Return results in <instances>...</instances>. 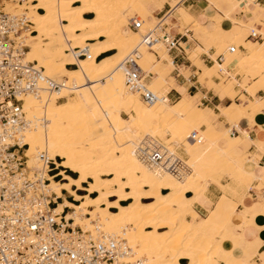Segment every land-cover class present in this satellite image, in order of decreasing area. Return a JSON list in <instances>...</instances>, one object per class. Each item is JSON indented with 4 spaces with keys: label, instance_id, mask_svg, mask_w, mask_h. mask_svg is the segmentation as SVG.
<instances>
[{
    "label": "bare ground",
    "instance_id": "obj_1",
    "mask_svg": "<svg viewBox=\"0 0 264 264\" xmlns=\"http://www.w3.org/2000/svg\"><path fill=\"white\" fill-rule=\"evenodd\" d=\"M154 1L25 0L23 4H13L12 9L17 12L26 11L31 24L28 30L32 34L23 35L24 60L36 63L40 72L59 86L57 91L41 87L37 95L28 93L21 97L22 112L28 122L19 134L20 144L25 146L23 156L31 164L26 151L36 152L33 169L44 180L43 194L48 196L50 186L55 189L57 197L50 201L54 204L52 215L57 216L54 222L64 220L74 232L77 228L91 236L121 238L129 249L126 261L130 264H256L237 255L236 250L242 255L246 251L238 248L243 238L229 223L236 204L228 194L236 198L237 189L248 190L254 181V190H264V175L258 177L246 170L247 160L252 159L240 148L243 140L260 150L263 143L249 141L244 134L242 140H237L232 131L242 132L237 127L240 119L253 123L254 116L264 109V97L254 96V89L242 88L251 100L240 93L239 104L219 109L231 129L212 117L208 109L200 108L197 96L190 98L179 90L181 99L171 104L167 91L173 88L170 72L174 66L167 54L162 57L166 66L160 62L153 65L148 50L155 44L146 46L141 34L156 25L150 28L154 22L148 24L146 20L152 16L147 5ZM241 3L243 0L210 2L219 12L212 17L216 31L199 25L187 11H176L179 27L194 23L195 32L200 30L202 35L188 54V60L196 67L197 80L215 88L220 95L231 92L232 97L236 93L230 86L217 87L223 82L237 85L230 68H243L252 74L264 70V42L242 40V32L259 20L242 22L230 17L233 10L245 7ZM177 6L178 1L170 8L174 11ZM128 8L141 14L142 20L127 18L124 12ZM259 9L264 11V7ZM169 16L171 19L164 22L171 30L177 25L172 14ZM130 20L141 21V29L130 28L134 32L127 33ZM228 34L236 35L232 46L241 45L245 53H225L222 64H218V52H214L209 57L214 65H203L198 56L208 48L227 50L231 46L225 42ZM157 47L164 48L161 43ZM74 52L84 57L76 59ZM133 52L138 54L136 64L141 76L151 79L146 85L156 95V101L143 102L137 93L125 87L121 65ZM229 57L233 59L228 60ZM260 75L263 76L256 82L264 90V73ZM212 78H217L218 83ZM51 99L64 101L55 105ZM122 112L126 117L121 116ZM178 147L186 159L178 155ZM153 148L165 153L166 159L176 158L178 173L151 168L143 151ZM41 153L51 154L52 160L46 157L55 165L52 171L41 170ZM61 168L76 174V178L63 173ZM56 170L63 185L43 176ZM222 176H231V184L223 185ZM208 185L217 187L222 195L201 217L192 206L210 204L204 196ZM63 191L78 204L69 202ZM259 200L263 198L259 196ZM237 201L240 203V198ZM64 208L66 216L61 214H65ZM252 221L243 220L241 228L249 227ZM259 260L264 264L262 256Z\"/></svg>",
    "mask_w": 264,
    "mask_h": 264
},
{
    "label": "built area",
    "instance_id": "obj_2",
    "mask_svg": "<svg viewBox=\"0 0 264 264\" xmlns=\"http://www.w3.org/2000/svg\"><path fill=\"white\" fill-rule=\"evenodd\" d=\"M183 2L178 0V5ZM172 12L167 5L166 11L156 18V25L141 33L146 46L161 43L167 53L182 51L164 22L166 18L171 19ZM30 25L25 11L9 13L0 9V264H130L126 261L129 249L121 238L91 236L77 228L74 232L66 221L54 222L53 218L57 217L51 211L54 204L43 194L42 180L28 176L23 156L25 146L19 139V134L28 127L21 97L28 93L37 95L41 87L46 91L59 89L35 64L24 60L23 34H32L28 30ZM141 25V21H131L128 27L136 31ZM247 37L260 44L264 42V36L253 30ZM235 51L231 45L218 54L215 61L222 64L223 53L231 55ZM73 54L76 59L84 57L80 56L82 53ZM136 59L138 54L133 52L122 62L125 87L145 102L156 101V95L148 90L147 80L141 76ZM143 152L154 170L178 173L176 158L166 159L165 153L157 148ZM38 159L48 171L55 168L44 154Z\"/></svg>",
    "mask_w": 264,
    "mask_h": 264
},
{
    "label": "crops",
    "instance_id": "obj_3",
    "mask_svg": "<svg viewBox=\"0 0 264 264\" xmlns=\"http://www.w3.org/2000/svg\"><path fill=\"white\" fill-rule=\"evenodd\" d=\"M171 1L172 0H166L164 2L163 0H155L153 4L151 3L147 5V10L152 14L154 18H157L161 13L166 11L167 5L169 6ZM214 1L216 3L218 0H213V2ZM210 2L211 0H184V2L178 5L177 8L172 12V17L176 22L175 24L177 26L179 24L178 22L179 16L176 11L184 10V11H187V13L199 25L208 27L209 30L213 31L215 27L213 26L212 17L214 16V14H218L219 12L216 10L215 7L210 6ZM241 4H244V5L246 4V5L241 10L239 9L233 10L230 13V17L238 21H242V22H245L247 20L255 21L256 19H258L259 20L258 24L254 23V29H256L262 36H264V11L261 12L259 9V8L264 7V0H248V1L243 0V3ZM160 6L161 8L158 9V7ZM258 15L259 17H257ZM84 17L88 18L89 16H84ZM146 20H151V19L147 17ZM147 23L150 24L152 23V21H149V22L147 21ZM177 26L172 27V29L170 30V34L175 39H177V43L181 46L182 51L180 53L174 52V51L167 53L165 49L161 47H154L153 49L148 50V53H150L152 58L153 57L155 58V61L152 60L151 62L153 65H156L157 62H160L162 66H166L167 61L163 60L162 57L165 54H167L172 62V65L174 66V68L170 72V76H172V78L174 79L173 88H170L167 91V98L170 101V103L171 102L175 103L179 101L181 99V94L179 90H182L183 92H185L187 95H189L190 98H193V97L195 98L197 96L198 106L208 109L212 117H216L218 121L223 122L225 124L226 119L224 118V116L221 115L219 109L223 107L224 108L229 107L233 103H238V97L240 93L246 96L247 98H249V96L245 92H243L238 86H236L233 89V92H235L236 95L232 97L231 92L228 95H220L217 93L215 88H209L205 84L199 83L195 75L196 67H194L191 64V62L188 60L189 51L196 44L195 39H194V33L193 31H191L189 28H186L185 26L182 31L183 33L181 34V32H179L180 27L178 26L179 27L178 28ZM187 27H190V25H187ZM248 34L249 33L245 29L242 32V40H244L245 42L246 41L255 42L254 40L247 37ZM235 37H236L235 34H228L225 37V42L232 43ZM236 50L238 51V53H241V54L245 53V50L241 45L236 46ZM214 52H215V49L210 48L207 50L206 53H201L198 56V58L202 62L203 65L207 67H211L214 64H212L209 57H212ZM223 55L225 56V53H223ZM233 69L234 67L230 68L229 71H233ZM186 72H188L187 75H185ZM212 80L214 82L218 81L217 78H212ZM235 80L240 82L241 77L239 75H235ZM255 96L264 97V91L258 90L255 93ZM247 113H251V111L248 110ZM252 122H253L252 123L253 125L247 119H240L237 123V127L242 132H238L234 130L233 134H234V138L237 140L239 139L242 140L243 136H245L249 141H256V142L263 143L261 150L257 149V147H255L254 145L249 144V142L246 140H243L242 143L240 144V148L242 150L243 149L245 150V155L252 159L251 162L250 160H247L245 164L246 170L255 173L256 176L258 177H262L264 175V109L254 116ZM226 124H228L227 121H226ZM242 134L244 135L242 136ZM28 156L29 154L27 155V158L29 159L30 156L29 157ZM28 169H29L27 172L28 176L32 177V173L30 171V165ZM67 175H70V174H67ZM56 176L51 177V178H56ZM55 181L57 182V184L60 185V182H59L60 179H56ZM222 184L227 185L225 183H222ZM256 185H257V182L254 181L251 183V186L248 190L238 189L236 198L235 197L233 198L232 195L228 194V197L236 204L235 213L231 217L230 219L231 221L229 223L233 224L232 229L236 233L240 234L243 238L242 240L239 241L238 248L246 252L242 255V253L239 250H236L237 255H241L244 258V260H246L249 263L254 262L256 264H260L259 259L261 258V256L264 262V257H263L264 256V190H254L253 187H255ZM53 191H54V196L51 193V190L48 194V196L51 197L52 201L57 197L55 195L56 194L55 189ZM62 194L63 196H65V198L68 197L65 192H63ZM79 194L82 195L83 192H80ZM221 195H222L221 190H219L214 185H208V187L206 188L204 192V196L206 197V199L209 201L210 204L208 203H204L203 205L193 204L192 207L194 211L199 214V216L205 217L208 213L207 209L212 208L215 202L218 200V198ZM187 196H191V194H187ZM259 196L263 198V200H261L262 202L259 200ZM239 198H240V203H238L237 201ZM68 201L73 203L70 200ZM55 207H57L56 204H55ZM64 212L65 214L64 213H61V214L66 216V214L68 213V212L66 213V208H64ZM237 212H241V216L238 217ZM243 220L244 221L253 220V221L249 227L247 226L245 229H242L241 225H242Z\"/></svg>",
    "mask_w": 264,
    "mask_h": 264
},
{
    "label": "rangeland",
    "instance_id": "obj_4",
    "mask_svg": "<svg viewBox=\"0 0 264 264\" xmlns=\"http://www.w3.org/2000/svg\"><path fill=\"white\" fill-rule=\"evenodd\" d=\"M25 0H13V1H10V0H0V9H2V11H5V12H17L15 9H12L13 8V4H23V2H24ZM178 0H172L171 1V3H170V6L172 7L176 2H177ZM211 2H213V0H211ZM215 2V1H214ZM216 3H218V1L216 2ZM127 10V11H126ZM125 10V16L127 17V18H129V19H131V18H136L137 17V19H141L140 18V16H141V14H139L137 11H134L133 9H131V8H128V9H126ZM26 12V11H25ZM149 19H151V20H147L148 22L149 21H152V22H154L153 23V25L150 27V28H152L155 24H156V22H157V19L156 18H154L153 16H150V17H148ZM142 20V19H141ZM131 21V20H130ZM255 24H258V22H254ZM187 25H190V27H187ZM187 25H183L182 27H180L181 29H180V31L179 32H182L183 31V28L186 26V28H189L191 31H193V33L195 32V31H197V28H195V26H194V23L193 24H187ZM194 26V27H193ZM196 29V30H195ZM256 30V29H254V24L250 27V28H248V29H246V31L249 33V31L250 30ZM217 30V26L214 28V30L213 31H216ZM257 31V30H256ZM126 32L127 33H131V32H134V31H132L130 28H126ZM143 32V31H142ZM258 32V31H257ZM24 35V34H23ZM200 36H202L201 35V33H200V30H198V32L196 33H194V37H195V41L197 40V38L198 37H200ZM246 37V36H245ZM157 44H159V43H157ZM157 44H155V46L154 47H157ZM228 45H232L233 44V42L232 43H227ZM153 47V48H154ZM152 48V49H153ZM210 48H214L215 49V52L217 53L218 52V54L219 53H222L223 51H225L226 49H225V47H216V46H211ZM210 48H208V49H210ZM220 49V50H219ZM155 61V58L153 57V58H150L149 60L150 61ZM231 59H233L232 57H229V59L228 60H231ZM32 64H36V63H32ZM238 67H234V69H233V71H231L230 73L233 75V77L235 78V75H239L240 77H241V81L240 82H238V81H236L237 82V85H233V84H231V83H229V82H223V83H221V84H218V86L217 87H219V88H228L229 86L232 88V89H234L236 86H241L240 87V89L242 90V88H246V89H249V88H251L253 91H255V93L258 91V90H261V83L260 82H256L255 80L257 79V81H259L260 79H261V76H263V75H260V74H262V73H264V70H263V72H256V73H249L248 72V70H243V68H241V69H237ZM247 71V72H246ZM262 71V70H261ZM235 74V75H234ZM259 74V75H258ZM145 80H147V84L151 81V79L149 78V77H145ZM216 82V81H215ZM216 83H218V81L216 82ZM239 83V84H238ZM254 83H256V84H259V85H255ZM250 85V86H249ZM255 85V86H254ZM256 89H255V88ZM262 91H264V90H262ZM255 93H254V96H255ZM49 98V97H48ZM50 99V98H49ZM249 99H250V97H249ZM251 100V99H250ZM51 101L55 104V105H58V104H60L61 102H63L64 100H57V101H54L53 99H51ZM144 102V101H143ZM233 102V101H232ZM171 103H174V102H171ZM237 104H239V103H237ZM200 107V106H199ZM200 108H203V107H200ZM121 116L122 117H126V115L122 112L121 113ZM225 124H226V122H225ZM225 126H227L226 128H228V129H231V126L229 125V123L228 124H226ZM201 129H204V126H201ZM232 131H234V130H232ZM235 131H238V130H235ZM228 132V131H227ZM239 132V131H238ZM200 144L202 145V146H205V144H204V142L203 141H201L200 140ZM25 151V150H24ZM176 152L178 153V155L182 158V159H186L187 158V156H185L182 152H181V148H176ZM26 153H28L29 154V156H30V158H29V160L31 161V164H29V162L26 160V166H29L30 165V171H31V173H32V177H37L36 175V172H35V170L33 169V165L36 163V161H34V158L37 156L36 155V152L34 151V150H27L26 151ZM27 154V155H28ZM45 156H47L48 157V159L49 160H52L51 159V154H44ZM28 156V157H29ZM39 160V159H38ZM56 161H60V159H56ZM62 162L61 163H64V161L63 160H61ZM38 163H39V161H38ZM40 164V163H39ZM40 166V168H41V170H43L44 172H47V167H45V166H43V165H39ZM36 169V168H35ZM45 169H46V171H45ZM37 170V169H36ZM61 170L64 172L65 171V169H62L61 168ZM57 173H58V171L56 170L55 172H53L52 174H51V176H50V174L49 173H45L46 175H43L45 178H47V177H54V176H56L57 175ZM65 173V172H64ZM66 174H71V173H69V172H67ZM229 175V174H228ZM39 176H40V174H39ZM70 176H72V177H75L76 178V174H71ZM39 179H41L40 177H39ZM55 180L56 179H60V178H58V177H56V178H54ZM42 180V179H41ZM232 182V180H231V176H222L221 177V179H220V182H222V183H225V184H231V182ZM44 182V180H42V183ZM60 185H63V182H60ZM45 186V184H42V186L41 187H44ZM83 187H87L86 185H82ZM50 190H51V193L53 194V196H54V189L52 188V187H50ZM238 190V189H237ZM63 192H65L66 193V195L68 196V197H66V199H68V200H70V201H72L73 203H75L76 205L78 204V202L73 198V197H71V196H69V193L68 192H66V191H63ZM62 192V193H63ZM80 192H78V194H79ZM84 194V193H83ZM82 194V195H83ZM56 195V194H55ZM80 195V194H79ZM220 198V197H219ZM218 198V199H219ZM57 205V204H56ZM67 213V212H66ZM79 228V227H78ZM91 231H94V230H91Z\"/></svg>",
    "mask_w": 264,
    "mask_h": 264
},
{
    "label": "trees",
    "instance_id": "obj_5",
    "mask_svg": "<svg viewBox=\"0 0 264 264\" xmlns=\"http://www.w3.org/2000/svg\"><path fill=\"white\" fill-rule=\"evenodd\" d=\"M45 154H47V153H45ZM47 155H48V154H47ZM58 162L61 163L62 161L60 160V161H58ZM45 171H46V169H45ZM64 172L67 173V172H69V171H68V170H65ZM69 173H70V172H69ZM71 174H72V173H71ZM71 174H70V175H71ZM47 178H49V177H47ZM73 178H75V177H73ZM56 206H57V205H56Z\"/></svg>",
    "mask_w": 264,
    "mask_h": 264
}]
</instances>
